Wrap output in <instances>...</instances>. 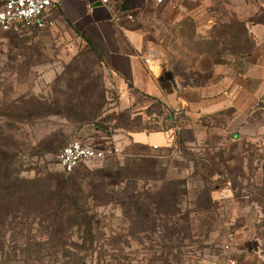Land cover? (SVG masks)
Segmentation results:
<instances>
[{
    "label": "rangeland",
    "instance_id": "obj_1",
    "mask_svg": "<svg viewBox=\"0 0 264 264\" xmlns=\"http://www.w3.org/2000/svg\"><path fill=\"white\" fill-rule=\"evenodd\" d=\"M191 1L156 5L146 0L144 8L134 13L150 49L166 65L165 76L160 71L153 78L168 98L187 94L197 99L201 89L196 85L204 83L203 91L213 92V83L225 76L239 78L237 71L225 67L235 66L237 58L224 55L226 44L216 45L210 36L214 30L227 33L221 19L244 18L254 9L247 0H213L218 6L197 10L191 8ZM241 29L233 24L230 34L242 33ZM254 59L247 58L248 70L240 75L254 79L247 82L251 88L258 85L256 77L264 78V64L261 70ZM261 60L264 63V57ZM185 82L189 85L183 89ZM117 85L82 32L65 20L52 19L42 29L0 30V161L7 155L6 166L19 176L23 190L22 198L4 201L5 209L15 210L18 218L13 223L6 220L0 230L39 234L47 225L40 220L39 207L49 190L56 188L59 175L76 178L87 196L88 215L94 217L93 237L86 235V225H65L63 243H30L40 251L37 261L26 257L31 246L25 244L19 264H69L76 256H84L86 264H224L228 260L264 264V153L244 170L239 163L243 143L233 142L221 123L209 125L210 133L202 141H192L189 135L184 140L179 131L178 152L136 145L121 128L127 117L117 118L122 110V90ZM148 99L132 103L137 104L130 110L135 113L132 117L150 124L161 121L162 116L146 109L152 102ZM175 110H180L178 115L186 111ZM101 119L114 129L110 140L97 133L95 124ZM118 124L120 128L113 127ZM184 127L189 128L186 120ZM174 131L168 132L167 145L173 144ZM73 140L109 142L120 152L67 174L58 154ZM259 143L264 144V138ZM231 157L238 161L233 167L227 164ZM92 182L98 186L92 187ZM129 194L147 201L148 207L142 209L147 207L149 216L122 204L131 202ZM86 247L90 251L80 250ZM61 248L62 254L55 253ZM64 252L71 257L62 256Z\"/></svg>",
    "mask_w": 264,
    "mask_h": 264
},
{
    "label": "crops",
    "instance_id": "obj_2",
    "mask_svg": "<svg viewBox=\"0 0 264 264\" xmlns=\"http://www.w3.org/2000/svg\"><path fill=\"white\" fill-rule=\"evenodd\" d=\"M111 7L105 6L100 0H62L60 7L48 13L51 19L65 20L77 28L87 39V44L92 45L101 55L103 67L118 83L122 90L119 105L122 108L130 106L137 101L142 102V97L157 98L166 105L186 109L185 120L189 128H181L180 134L184 140L189 135L190 140L202 141L207 137L210 127L220 123L227 130L229 138L242 142L240 154H243L239 163L244 170L250 168L251 160L259 161L264 153V78L256 77L258 85L251 88L247 82L254 79L240 76L248 70L247 58L255 57L254 65L262 70L264 57V0H247L249 7L254 9L246 17H238L231 21L230 18L221 19L224 25L239 24L242 33L230 34V29L222 34L214 30L210 39L218 44H226L222 48L224 55L237 58L235 66L225 65L228 71H237L239 78L235 81L230 76H225L220 82L213 83L216 89L213 92H204L201 83L197 99L189 98L187 94L179 97L168 98L153 78V74L145 62L150 50L148 39L144 30L134 20V13L142 10L146 0H112ZM223 3L224 0L222 1ZM217 1L199 0L191 1L193 9H209L218 6ZM183 3H181V6ZM226 19V20H225ZM226 21V22H225ZM215 25V22H212ZM228 38H231L228 39ZM228 46V47H227ZM249 47V48H248ZM213 55V54H208ZM216 55V54H215ZM155 58L161 63V75L165 76L166 65L155 51ZM258 58V60H257ZM164 73V74H163ZM120 82V83H119ZM219 83H222L221 86ZM187 84L181 88L186 89ZM208 87V83H206ZM193 89L194 91H196ZM124 90V91H123ZM144 101V100H143ZM146 101H144L145 103ZM228 118V120L226 119ZM217 124V125H216ZM170 134L168 132H133L127 135L130 142L136 145L151 147L153 145L166 146ZM251 141L253 144H247ZM256 154V155H254ZM238 162L231 157L227 164L233 167Z\"/></svg>",
    "mask_w": 264,
    "mask_h": 264
},
{
    "label": "trees",
    "instance_id": "obj_3",
    "mask_svg": "<svg viewBox=\"0 0 264 264\" xmlns=\"http://www.w3.org/2000/svg\"><path fill=\"white\" fill-rule=\"evenodd\" d=\"M225 27L227 30H229L232 28V25H226ZM89 46L96 52L99 62L101 63V65H103V60L100 53L92 45L89 44ZM132 105L126 108H122L117 116V118L119 119H123L125 116V120L127 117V121H125L126 126L121 127L125 128V130L127 131V135L138 131L152 133L169 132L175 130L173 144L171 146H162V148L168 150L169 153L174 152L175 150H179V143H181L179 130L183 126V122L185 120V112H182L181 115H179L175 119L173 116V110L169 109L168 106L161 100L152 98L151 104H149L146 109L151 113L155 112L158 118L160 116H162L163 118L161 121L155 119V122H153V124H150L149 121L145 122V120H142V118H136V116L132 117L134 112H131L130 110L132 107H135L134 105L137 104ZM156 109H159V111H156ZM101 121L103 120L101 119L100 121H96L95 125L98 130L97 133H100V136H103L110 140L111 138H113V136H115V134L113 133L114 129L109 124H102ZM137 123L140 124L138 125ZM113 127L120 128L119 124L117 126L114 125ZM102 129L104 130V132L100 131ZM1 151L2 150L0 148V154L3 153ZM6 157L7 155H5V157H3L0 161V225L7 224L6 220H9L10 223H13L15 220L17 221L18 218L17 214H15L14 212L15 210L13 212H10L5 209L4 201L6 199H9L10 197L12 200L20 199L23 197L21 196L23 190L21 189V185L18 183L19 176L14 177L12 171L9 168V165L6 166ZM18 160L22 161L21 158ZM7 164L9 163L7 162ZM55 183L56 188L54 190L50 189L51 191L49 190V196L42 202V206L39 207L40 210L38 211V214L41 216L40 220L42 221V223H47V225H42V231L39 234L30 236L29 234L23 232L24 230H0V264H19V260L21 259L19 251L25 244L29 245L32 242H34L33 244L41 243V241L43 240H56L57 242H62L66 237L65 235L67 228L64 227L65 225H86V235L93 237V228L91 227V225L93 223L94 217L88 215L89 209L85 207L87 196L85 195L82 187L77 183L76 178L59 175ZM91 185L92 187L98 186L95 182H92ZM129 198L131 202H128L126 200L123 201L122 204L125 205L129 203L131 206H136V209L138 212L140 211L141 216H146V214L144 213H146L148 210L147 201L142 200L140 197L136 200L135 196L131 194H129V197L127 199ZM143 205L147 207L142 209ZM147 214L149 216V211L147 212ZM30 246L31 249L26 251V257L32 261H37V256L35 255L40 251L35 248L34 245L30 244ZM57 246L60 245L58 244ZM90 249L91 248L86 247L81 248L80 250L83 252H87L90 251ZM62 251H65V249L61 248V250H56L55 253L60 254ZM62 256L70 258L71 254H67V252H64V255ZM74 260L75 263L69 264L87 263L84 260V256H76Z\"/></svg>",
    "mask_w": 264,
    "mask_h": 264
},
{
    "label": "built area",
    "instance_id": "obj_4",
    "mask_svg": "<svg viewBox=\"0 0 264 264\" xmlns=\"http://www.w3.org/2000/svg\"><path fill=\"white\" fill-rule=\"evenodd\" d=\"M105 6L111 7L112 0H100ZM156 5H163L167 0H152ZM62 0H2L0 4V30L17 31L20 28L42 29L52 23L48 13L60 7ZM145 62L151 73L157 76L161 71V63L155 58V50L150 49ZM180 110H173L176 119ZM156 149L159 146L153 145ZM120 148L111 143L95 145L89 142L73 140L58 154L62 170L72 173L89 161H102L119 154ZM178 152V151H175ZM224 264H236L228 260Z\"/></svg>",
    "mask_w": 264,
    "mask_h": 264
}]
</instances>
